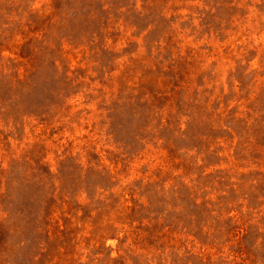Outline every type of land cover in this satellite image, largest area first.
I'll return each instance as SVG.
<instances>
[{
    "label": "rangeland",
    "instance_id": "obj_1",
    "mask_svg": "<svg viewBox=\"0 0 264 264\" xmlns=\"http://www.w3.org/2000/svg\"><path fill=\"white\" fill-rule=\"evenodd\" d=\"M0 264H264V0H0Z\"/></svg>",
    "mask_w": 264,
    "mask_h": 264
}]
</instances>
